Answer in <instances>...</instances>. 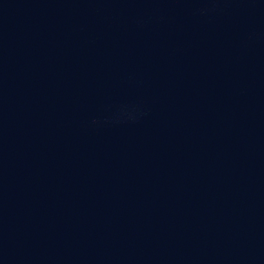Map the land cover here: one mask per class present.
I'll list each match as a JSON object with an SVG mask.
<instances>
[{"label":"water","instance_id":"95a60500","mask_svg":"<svg viewBox=\"0 0 264 264\" xmlns=\"http://www.w3.org/2000/svg\"><path fill=\"white\" fill-rule=\"evenodd\" d=\"M0 264H264V0H0Z\"/></svg>","mask_w":264,"mask_h":264}]
</instances>
